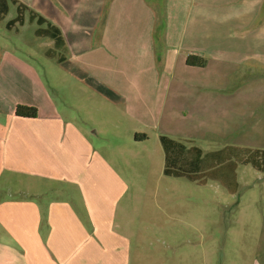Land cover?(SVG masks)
<instances>
[{
    "label": "crops",
    "instance_id": "1",
    "mask_svg": "<svg viewBox=\"0 0 264 264\" xmlns=\"http://www.w3.org/2000/svg\"><path fill=\"white\" fill-rule=\"evenodd\" d=\"M108 1L110 13L117 20L115 24L107 21V44L131 58L138 57V61H150L156 51L153 40L157 22L153 19L158 17L157 8H146L142 0ZM233 1L236 4L245 0ZM252 1L255 0H249L248 4ZM172 2L180 5L181 0ZM188 2L185 0L186 8ZM10 4L16 5L6 0L7 12L0 22L5 21ZM131 14L135 19H126ZM202 16L210 14L203 12ZM42 17L47 21L43 24L46 27L33 22L39 26L36 33L55 27L65 41L62 52L71 55L75 50L76 56L84 55L82 47L69 42L58 26ZM146 17L151 20V27L146 20L140 24ZM235 17L238 32L250 31L241 41L240 50L238 46L239 56L247 63L264 62V21L261 23L252 5H247L244 11L236 9ZM14 19L4 24L5 29L12 31L7 24ZM202 25L161 28L165 36L171 31L182 32L180 40H188V45L193 46L195 38L194 42L198 41L197 48L190 47L181 58L188 70L205 71L208 66L205 59L211 54L203 39L211 31L218 39L227 32L223 26ZM97 33V29L91 32L92 39ZM44 38L51 40L50 52L55 41ZM214 47L217 57L219 43ZM63 56V62L55 60L66 71L68 77L64 79L86 87L81 93L90 98L91 110H85L89 117L84 114L80 118L78 107L74 109L75 115L64 106L56 107L48 86L28 57L0 38V264H142L145 243L164 239L161 214L172 218L177 210L178 142L161 135L159 144L149 148L147 136H138L140 131L135 124L136 118L147 110V106L141 105L146 100L141 99L140 91H100L76 71L72 72L70 60ZM190 56L204 65L190 67L187 65ZM91 59L86 64L95 61ZM245 73L254 76L247 70ZM254 83L250 91L247 88L250 83L241 90V95L250 93L251 104L237 106L236 116L253 106L256 111L262 108L259 101L264 100V81L253 86ZM99 97L107 104L98 107ZM18 105L36 107L37 117H18ZM151 107L153 111L154 106ZM153 216L160 231L152 225ZM166 239L172 238L169 235ZM263 258L264 254L255 263L264 264Z\"/></svg>",
    "mask_w": 264,
    "mask_h": 264
},
{
    "label": "rangeland",
    "instance_id": "2",
    "mask_svg": "<svg viewBox=\"0 0 264 264\" xmlns=\"http://www.w3.org/2000/svg\"><path fill=\"white\" fill-rule=\"evenodd\" d=\"M18 1L29 10L44 15L63 31L69 42L82 47L85 53L80 57L75 50L71 55L58 51L70 60L72 72L76 71L100 91H140L141 99L146 100L141 105L147 106V110L139 117L141 121L136 118L135 124L140 131L138 136H147L149 148L159 144L161 135L178 142L177 210L172 218L161 214L164 239L146 242L145 257L140 263L256 264L257 258L262 260L264 120L261 119H264V100L259 101V107L262 106L259 111L253 110V106L236 116L235 108L251 104L250 93H240L249 83L248 91L252 82L255 86L264 81V62L247 63L239 56L241 41L250 31L242 34L236 30L235 12L252 5L262 23L264 0L251 4L249 0L236 4L233 0H189L187 8L185 0H181L180 5L173 0H142L146 8L159 11H156L157 19H153L157 22L153 40L156 51L153 50L155 53L150 61L144 62L107 44V21L115 24L117 20L110 13L108 0ZM203 12L210 16H202ZM16 16L17 5L10 4L5 21L0 22V38L28 57L48 86L56 107L64 106L73 115L78 107L80 118L84 114L89 117L85 110H91L90 98L81 93L86 87L64 79L68 77L64 68L45 55L51 40L37 35L39 26L29 22L28 12L24 25L16 24L12 31L5 29L4 24ZM129 18L134 20L135 16L131 14L126 19ZM145 20L151 27L148 17L140 20V24H145ZM202 24L223 26L227 32L218 39L211 31L203 39L211 54L205 59L208 61L205 71L188 70L181 58L190 47L197 48L198 41L194 42L195 38L193 46L188 45V40H180L182 32L171 31L165 36L161 28L177 26L181 29ZM96 29V39H92L91 32ZM217 43L220 53L216 57L213 48L216 49ZM91 58L95 61L86 64ZM245 70L254 76L246 74ZM248 77L260 80L245 81ZM208 92L209 96L205 95ZM96 103L98 107L107 104L100 97ZM97 121L99 125L101 120ZM151 219L153 225L157 218ZM155 228L160 231L158 226ZM169 235L172 239L166 241Z\"/></svg>",
    "mask_w": 264,
    "mask_h": 264
},
{
    "label": "trees",
    "instance_id": "3",
    "mask_svg": "<svg viewBox=\"0 0 264 264\" xmlns=\"http://www.w3.org/2000/svg\"><path fill=\"white\" fill-rule=\"evenodd\" d=\"M12 1L18 6V15L14 20L10 21L7 24L8 29H12L14 26H16V24L20 26L24 25L26 12H29V21L31 23L36 21L37 24L41 26L47 22L42 16L38 15L36 12L32 10H29L26 5L20 3L18 0H12ZM6 12H7L6 0H0V20H2L3 15H5ZM37 35L40 37H50L54 39L55 41L54 49L48 52L47 55L53 59H57L59 63L63 62L64 56L58 53V51L63 50L65 47V41L60 31L55 27H49L46 30L38 31ZM187 65L203 66L204 62H198L196 57L190 56L187 59ZM16 115L18 117L36 118L38 115V109L33 106L18 105L16 107ZM162 139L165 138L163 137ZM263 156H264V152H263ZM263 162H264V158H263Z\"/></svg>",
    "mask_w": 264,
    "mask_h": 264
}]
</instances>
